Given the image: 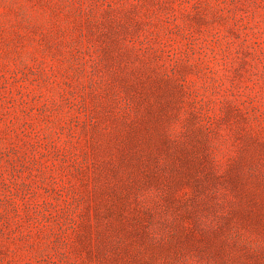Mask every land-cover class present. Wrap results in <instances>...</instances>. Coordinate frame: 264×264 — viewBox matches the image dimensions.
I'll return each mask as SVG.
<instances>
[{"label":"rangeland","instance_id":"rangeland-1","mask_svg":"<svg viewBox=\"0 0 264 264\" xmlns=\"http://www.w3.org/2000/svg\"><path fill=\"white\" fill-rule=\"evenodd\" d=\"M0 264H264V0H0Z\"/></svg>","mask_w":264,"mask_h":264}]
</instances>
